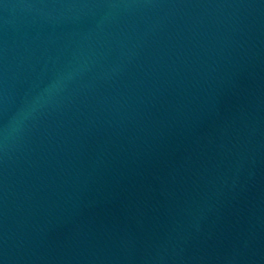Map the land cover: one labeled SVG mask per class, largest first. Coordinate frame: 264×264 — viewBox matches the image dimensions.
I'll list each match as a JSON object with an SVG mask.
<instances>
[{
    "label": "water",
    "instance_id": "95a60500",
    "mask_svg": "<svg viewBox=\"0 0 264 264\" xmlns=\"http://www.w3.org/2000/svg\"><path fill=\"white\" fill-rule=\"evenodd\" d=\"M0 264H264V0H0Z\"/></svg>",
    "mask_w": 264,
    "mask_h": 264
}]
</instances>
